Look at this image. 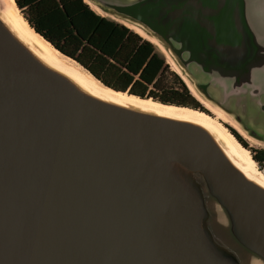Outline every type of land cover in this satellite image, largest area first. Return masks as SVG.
<instances>
[{
	"label": "water",
	"instance_id": "water-1",
	"mask_svg": "<svg viewBox=\"0 0 264 264\" xmlns=\"http://www.w3.org/2000/svg\"><path fill=\"white\" fill-rule=\"evenodd\" d=\"M91 1L264 139V0ZM0 264H264V188L202 127L86 94L0 20Z\"/></svg>",
	"mask_w": 264,
	"mask_h": 264
},
{
	"label": "trees",
	"instance_id": "trees-1",
	"mask_svg": "<svg viewBox=\"0 0 264 264\" xmlns=\"http://www.w3.org/2000/svg\"><path fill=\"white\" fill-rule=\"evenodd\" d=\"M28 24L105 86L206 113L158 47L84 0H15ZM243 146H247L243 143ZM254 151L255 149H251ZM255 161L264 158L256 149Z\"/></svg>",
	"mask_w": 264,
	"mask_h": 264
},
{
	"label": "bare ground",
	"instance_id": "bare-ground-1",
	"mask_svg": "<svg viewBox=\"0 0 264 264\" xmlns=\"http://www.w3.org/2000/svg\"><path fill=\"white\" fill-rule=\"evenodd\" d=\"M84 1L89 4L94 11L98 10V7L90 0ZM0 20L34 56L47 66L69 77L86 94L100 100L115 102L124 106L149 111L160 116L189 122L202 127L211 135L226 158L235 168H237L248 180L264 188V175L257 169L256 162L251 156L249 149L241 145L218 120L220 119L230 124V126L245 140L249 141L250 144L259 143L253 140L251 136H248L237 124L229 120L219 108H216L206 98L200 96L192 82L181 73L180 68L170 57L166 48L156 37L149 36L139 25L132 23L128 26L145 39L156 44L166 54L171 68L181 76L191 94H193L204 107L211 111L215 117L207 115L200 110L184 106L163 104L158 101L150 100V98H140L105 86L73 59L60 53L46 39L37 33L24 19L15 0H3V3L2 1L0 2Z\"/></svg>",
	"mask_w": 264,
	"mask_h": 264
},
{
	"label": "rangeland",
	"instance_id": "rangeland-1",
	"mask_svg": "<svg viewBox=\"0 0 264 264\" xmlns=\"http://www.w3.org/2000/svg\"><path fill=\"white\" fill-rule=\"evenodd\" d=\"M2 1V3H3V0H0V2ZM91 1V0H90ZM92 2V1H91ZM96 5V4H95ZM97 7H98V10L97 11H95V12H97L98 14H100V15H102V16H105V17H108V18H111V19H113V20H116L117 22H120V23H122L123 25H125V26H127V27H129L128 25L129 24H132L133 22H131V21H129V20H127V19H125V18H123V17H121V16H119V15H116V14H114V13H111L110 11H108V10H105V9H103V8H101L100 6H98V5H96ZM135 24V23H134ZM130 28V27H129ZM146 32V31H145ZM148 34V33H147ZM149 35V34H148ZM149 36H151V35H149ZM143 37V36H142ZM144 38V37H143ZM160 42V41H159ZM162 44V43H161ZM156 45V44H155ZM157 46V45H156ZM158 47V46H157ZM158 49L162 52V54L164 55V58H165V61H166V63L168 64V67H169V69L170 70H172V71H174L172 68H171V66H170V63L168 62V60H167V57H166V54L158 47ZM167 50V49H166ZM168 51V50H167ZM168 54L170 55V57L174 60V62L176 63V61H175V59H174V57H173V55L171 54V52L170 51H168ZM177 64V63H176ZM178 65V64H177ZM178 67H179V65H178ZM180 68V70H181V73H183V75H185L186 77H187V79H189V81H191L192 82V84L194 85V88L196 89V91L198 92V94L200 95V96H202L203 98H206L213 106H215L216 108H219L224 114H225V116L229 119V120H231L232 122H234L235 124H237V126H239L242 130H244V132L248 135V136H250L249 134H248V132L242 127V125L235 119V117L231 114V113H229L228 111H226V110H224L223 108H221L218 104H216V102L215 101H217V99H219V93H218V90L217 89H215V88H213V87H209L208 88V92L210 93V95L212 96L210 99H208V97H206L201 91H200V89H198V87H197V83H200V82H203V81H205L204 80V78H203V76H201V75H198L197 73L194 75V74H192L191 76H192V78L193 79H190L188 76H187V74L185 73V71L181 68V67H179ZM178 74V73H177ZM179 75V74H178ZM180 76V75H179ZM181 77V76H180ZM182 79V78H181ZM183 80V79H182ZM185 83V82H184ZM186 84V83H185ZM187 86V85H186ZM188 87V86H187ZM189 89V88H188ZM190 91V90H189ZM193 95V94H192ZM194 96V95H193ZM195 97V96H194ZM196 98V97H195ZM150 100H152V99H150ZM200 103V102H199ZM200 105L204 108V109H206V114L207 115H210V116H212V117H215V115L211 112V111H209L206 107H204L201 103H200ZM236 110H238L239 112H240V109H236ZM213 114V115H212ZM245 120L247 121V119H246V117H245ZM218 121H220L224 126H226L228 129H230V131L233 133V134H235L236 135V137L238 138V140L240 141V139L241 140H243L244 141V143L247 145V147L248 148H252V149H264V139H262V140H259V139H256V138H254V137H252L253 138V140H255L256 142H258L259 144H252V146H250L249 145V141H247V140H245L233 127H231L230 126V124H227V122H225V121H223V120H218ZM252 124L254 125V126H257V127H259V131L263 134V136H264V126L262 127L261 126V128H260V125L257 123V121L256 122H254V121H252ZM241 142V141H240ZM243 145V144H242ZM250 151V150H249ZM251 153V152H250ZM251 156H252V154H251Z\"/></svg>",
	"mask_w": 264,
	"mask_h": 264
},
{
	"label": "built area",
	"instance_id": "built-area-1",
	"mask_svg": "<svg viewBox=\"0 0 264 264\" xmlns=\"http://www.w3.org/2000/svg\"><path fill=\"white\" fill-rule=\"evenodd\" d=\"M255 162L257 169L264 175V158H261Z\"/></svg>",
	"mask_w": 264,
	"mask_h": 264
},
{
	"label": "flooded vegetation",
	"instance_id": "flooded-vegetation-1",
	"mask_svg": "<svg viewBox=\"0 0 264 264\" xmlns=\"http://www.w3.org/2000/svg\"><path fill=\"white\" fill-rule=\"evenodd\" d=\"M235 116H236V115H235ZM236 117H237V116H236ZM254 135L257 136V137H261L260 139H262V136L260 135V133H254ZM240 141H241L242 144L244 143L243 140L240 139ZM244 144H245V143H244ZM249 145L252 146V144H250V143H249ZM246 147H247V146H246ZM247 148H248V147H247ZM248 149L250 150L252 156L255 155V154H257L256 151H255L256 149H255L254 151L251 150L252 148H248ZM259 149H260V148H259ZM257 150H258V149H257ZM262 150H264V149H262Z\"/></svg>",
	"mask_w": 264,
	"mask_h": 264
}]
</instances>
